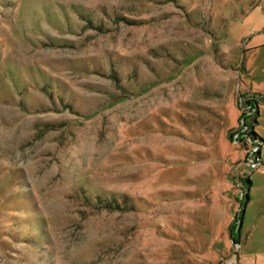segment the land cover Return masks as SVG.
Masks as SVG:
<instances>
[{"label":"rangeland","instance_id":"obj_1","mask_svg":"<svg viewBox=\"0 0 264 264\" xmlns=\"http://www.w3.org/2000/svg\"><path fill=\"white\" fill-rule=\"evenodd\" d=\"M0 264H264V0H0Z\"/></svg>","mask_w":264,"mask_h":264}]
</instances>
